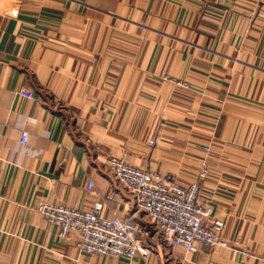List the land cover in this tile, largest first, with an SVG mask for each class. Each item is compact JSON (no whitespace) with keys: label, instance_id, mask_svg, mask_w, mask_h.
I'll return each mask as SVG.
<instances>
[{"label":"crops","instance_id":"0c3cea01","mask_svg":"<svg viewBox=\"0 0 264 264\" xmlns=\"http://www.w3.org/2000/svg\"><path fill=\"white\" fill-rule=\"evenodd\" d=\"M108 156L184 184L207 163L226 246L152 233L143 260L60 240L38 202L112 192L105 214L129 213ZM0 264H264V0H0Z\"/></svg>","mask_w":264,"mask_h":264},{"label":"built area","instance_id":"2783aa9c","mask_svg":"<svg viewBox=\"0 0 264 264\" xmlns=\"http://www.w3.org/2000/svg\"><path fill=\"white\" fill-rule=\"evenodd\" d=\"M176 84L187 86L181 81ZM20 95L34 98L29 90H21ZM26 139V133H21L20 142L25 143ZM155 142L154 137L150 138L148 146ZM201 149L209 151L208 146ZM104 168L130 196L129 213L105 214L107 204L114 197L112 192L96 199L89 208L79 202L71 205L38 202L37 213L56 228L60 240L75 236L76 247L87 255L124 259L139 256L146 260L149 249L142 243L146 227L135 219L137 214H142L165 245L179 248L186 255H193L200 247L226 246L221 238L223 221L214 219L211 207L199 199L200 181L209 170L207 163H202L197 177L185 184L172 173L138 167L116 156L106 157ZM85 190L95 193L92 180L87 181Z\"/></svg>","mask_w":264,"mask_h":264},{"label":"rangeland","instance_id":"374dc122","mask_svg":"<svg viewBox=\"0 0 264 264\" xmlns=\"http://www.w3.org/2000/svg\"><path fill=\"white\" fill-rule=\"evenodd\" d=\"M145 223L141 222L143 225H145L146 227V235L144 236L143 240H142V243L144 245V242L147 240V241H150L152 239V237H150L151 235L150 234H156V239L153 240L154 241H160L163 243L162 239L160 238L159 234L156 233V229L154 228V226H152L149 222H147V220L145 219ZM151 242V241H150Z\"/></svg>","mask_w":264,"mask_h":264}]
</instances>
